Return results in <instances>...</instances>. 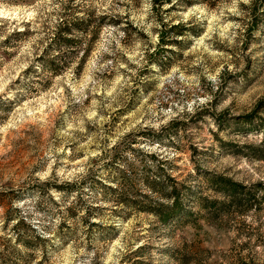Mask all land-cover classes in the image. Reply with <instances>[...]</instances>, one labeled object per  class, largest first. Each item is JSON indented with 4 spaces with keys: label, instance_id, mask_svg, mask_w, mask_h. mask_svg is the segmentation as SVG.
I'll list each match as a JSON object with an SVG mask.
<instances>
[{
    "label": "rangeland",
    "instance_id": "rangeland-1",
    "mask_svg": "<svg viewBox=\"0 0 264 264\" xmlns=\"http://www.w3.org/2000/svg\"><path fill=\"white\" fill-rule=\"evenodd\" d=\"M60 4L89 19L87 53L65 50L71 65L58 76L26 72ZM0 10V264H81L87 253L113 264L114 248L119 264H264L249 258L264 241V180L249 189L242 175L229 178L256 197L244 213L202 208L219 199L204 175L224 176L233 162L237 173L241 163L264 168L232 154L259 138L239 118H264V0L238 5L242 17L231 0H0ZM197 97L203 103L180 111ZM161 110L177 115L159 132L142 127ZM159 168L192 189L185 216L163 222L114 206L101 186L118 180L146 208L142 173Z\"/></svg>",
    "mask_w": 264,
    "mask_h": 264
},
{
    "label": "trees",
    "instance_id": "trees-1",
    "mask_svg": "<svg viewBox=\"0 0 264 264\" xmlns=\"http://www.w3.org/2000/svg\"><path fill=\"white\" fill-rule=\"evenodd\" d=\"M59 8V17L50 30L44 34V39L47 42L40 51V54L34 58L33 63H30L26 68V72L32 70L36 74L44 72L50 76H58L71 65L62 55L65 50L73 53L78 52L77 54L81 53V58L87 53L89 47L87 43L86 45L81 43V37L84 38L89 35V19L73 14V11L79 8L78 5L68 8L66 5L62 6L60 4ZM178 36L180 35L178 34ZM37 70L38 72H36ZM254 114L255 112H252L242 116L239 118L241 120L239 122L245 126L249 133L257 134L256 136H259L258 140L252 143L234 144L232 154L250 160L261 161L264 160V118ZM204 179L209 189L219 195L218 200L211 199L202 202L205 215L209 217L210 215L228 217L232 213L239 211L240 213L241 211L244 213L251 208L250 203L256 200L254 194H250L244 185L234 182L225 176L215 174L204 175ZM106 180V182L112 184L108 185L104 183L101 186L114 196V200L112 201L114 206L134 207L138 211H145L157 216L163 222L175 217L180 218L187 214V211H181V201L185 193H190L192 189L182 182H177L173 177L163 174L160 168L153 170L152 178L151 174L146 173V171L142 173L145 193L141 195V198L144 199L143 203L148 206L146 208H143L140 203L124 196L126 190L122 189L118 180L112 178H106ZM260 185V183L255 184L256 187ZM222 194L231 195L232 201L230 204H224L220 200ZM173 197L175 198V203L172 207H167L162 203L163 200ZM101 199L105 200L106 198L103 195ZM243 209L245 210L243 211Z\"/></svg>",
    "mask_w": 264,
    "mask_h": 264
},
{
    "label": "clouds",
    "instance_id": "clouds-1",
    "mask_svg": "<svg viewBox=\"0 0 264 264\" xmlns=\"http://www.w3.org/2000/svg\"><path fill=\"white\" fill-rule=\"evenodd\" d=\"M80 0H77V3H79ZM109 3L112 2V0H108ZM173 3H175V0H173ZM244 4V5H250L252 3V0H231V11L236 15V16H244L245 13L243 11L238 10V5L240 4ZM150 6V5H149ZM3 11L0 10V15H3ZM157 27H159V25H156ZM231 27L234 28H238L240 27L239 24H234L231 25ZM122 35V34H121ZM221 35H223V33H221ZM0 39H3V37H0ZM97 71H104V66L101 65L100 68L97 69ZM211 81L213 82V86L215 87L216 83H217V78L216 76H211L210 77ZM95 83V82H94ZM84 87H87V85H85ZM4 89L2 87H0V92H3ZM115 91V89H113L112 91H110L108 93L109 97H112L113 99H115V97L113 96V92ZM8 95H13V93L9 92ZM206 100H211L212 97L211 96H206L205 97ZM102 103V102H101ZM197 103H203V101H200L199 97H197L196 99H194L192 101L191 104L185 103L184 105L181 106L180 111H187V112H191L193 111V104H197ZM98 102L96 100H93V108H95L97 106ZM111 105L109 104V107ZM162 115L160 117L156 116V113L153 111L152 112V117L153 119L150 121L146 122V125H142L143 126H147L150 128L155 129L157 132L160 131V127L162 124H166L168 119H171L173 115H177V113H172L171 110L165 112L164 110H161ZM92 115L95 116L96 112L93 111ZM101 120L104 119V117H100ZM137 123H139V121H137ZM128 128H125L124 131H128ZM123 135V132L118 133L116 139H112V144L116 143V140L119 139V136ZM97 147H101L100 145H97ZM108 147H110V145H108ZM138 147H144L143 145H138ZM146 150H153V151H160L159 147L156 146L153 149H147ZM172 156L177 155V153L172 152L171 153ZM170 158V157H169ZM240 169L242 170L240 173H237V168H236V163L233 162V165L230 169L224 170L223 171V175L226 178H232L233 176L239 174L242 175L245 180H246V187L251 189V182L253 180H264V168H254L253 166H250L247 163H241L239 165ZM80 171H84V169H80ZM193 190L196 191L197 186L196 183L194 182L193 184ZM220 200L224 203V204H230L232 201V197L229 194H222L220 197ZM162 203L167 206V207H172L175 203V198H171V199H166L163 200ZM245 219L251 224V223H255V221L253 220V218L251 216L245 217ZM3 233H0V235H2ZM233 235H235V233H233ZM247 235V234H246ZM241 243H244V240L241 239ZM126 245V241L121 240L120 242H118V248L120 249H124ZM139 246V245H137ZM0 251H3V249H0ZM113 252L116 253V259H113L112 256H109V259H113V264H119V252L117 251L116 248L113 249ZM88 256V259H85L83 261H81V264H92L91 261V257L95 255V253H87L86 254ZM249 258L250 259H262L264 260V241L261 242V247L259 249L256 248L255 243H253L252 248L250 249V253H249Z\"/></svg>",
    "mask_w": 264,
    "mask_h": 264
}]
</instances>
